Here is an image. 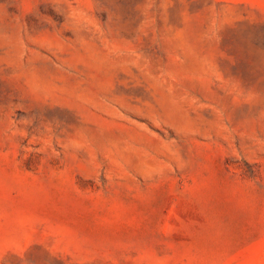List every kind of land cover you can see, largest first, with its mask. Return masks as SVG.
<instances>
[{
  "label": "rangeland",
  "instance_id": "rangeland-1",
  "mask_svg": "<svg viewBox=\"0 0 264 264\" xmlns=\"http://www.w3.org/2000/svg\"><path fill=\"white\" fill-rule=\"evenodd\" d=\"M0 264H264V0H0Z\"/></svg>",
  "mask_w": 264,
  "mask_h": 264
}]
</instances>
